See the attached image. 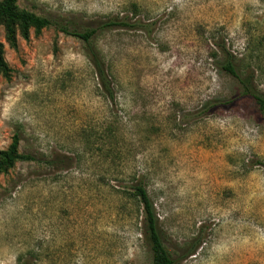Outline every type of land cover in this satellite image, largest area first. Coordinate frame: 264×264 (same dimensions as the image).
<instances>
[{"label": "rangeland", "instance_id": "obj_1", "mask_svg": "<svg viewBox=\"0 0 264 264\" xmlns=\"http://www.w3.org/2000/svg\"><path fill=\"white\" fill-rule=\"evenodd\" d=\"M16 4L79 31L131 25L89 40L111 100L81 39L47 27L12 49L0 27V149L16 131L34 157L0 173V264H150L141 209L122 196L137 179L174 264H264V115L221 67L264 92V0Z\"/></svg>", "mask_w": 264, "mask_h": 264}, {"label": "trees", "instance_id": "obj_2", "mask_svg": "<svg viewBox=\"0 0 264 264\" xmlns=\"http://www.w3.org/2000/svg\"><path fill=\"white\" fill-rule=\"evenodd\" d=\"M135 23V22H133ZM130 26L128 22L123 19L115 20L108 18L98 22L94 27L79 31L72 27L66 20L59 17L49 18L38 15L32 11L19 8L16 0H0V27L3 33V39L12 49H16L17 37L26 40L29 32L38 34L40 30L52 27L56 32H61L66 35L74 36L81 39L86 46V57L91 64L97 86L101 93L108 99L113 98L112 86L110 79L105 71V66L99 52L89 44V40L94 35L97 29L109 28L112 26ZM222 69L235 79L239 87L241 95L250 97L257 110L264 115V92L260 91L253 81V73H240L227 56L221 64ZM10 68L6 63L3 55V44L0 41V77L8 78ZM102 132H112L113 126L110 122L104 125ZM18 133L15 131L10 137L8 145L0 149V173H5L17 161H30L34 157L29 153H21L18 150ZM56 159L45 160L46 164H52ZM264 165V162H258ZM122 196L129 200L132 204L140 207L142 212V234L145 242L148 244L151 259L150 264H174V260L170 257L166 248L164 247L157 227V217L154 212L152 202L146 192L144 185L140 179L130 184L128 190H122ZM191 251V252H189ZM188 254H192L193 250H189ZM20 264H27L21 262Z\"/></svg>", "mask_w": 264, "mask_h": 264}]
</instances>
